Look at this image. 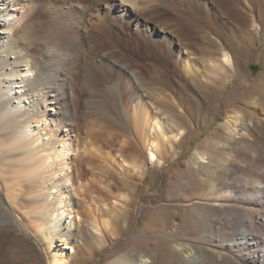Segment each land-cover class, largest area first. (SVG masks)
<instances>
[{
	"label": "bare ground",
	"instance_id": "6f19581e",
	"mask_svg": "<svg viewBox=\"0 0 264 264\" xmlns=\"http://www.w3.org/2000/svg\"><path fill=\"white\" fill-rule=\"evenodd\" d=\"M135 1L0 0V264H16L10 250L18 245L30 247L39 259L46 254L50 264H71L77 245L91 244L85 231L104 241L114 227L111 219L79 209L74 199L69 154L82 148L75 133L83 121L99 126L88 134L105 145L125 134L118 141L129 172L123 181L134 187L140 183L132 179L143 180L175 161L165 200L155 206L144 231L107 264H264V72L251 79L247 71L264 42V0H156L171 10L154 8L162 22H177L184 9L197 15L215 6L236 14L238 6L246 9V23L227 27L229 37L217 35V57L210 56L212 44H198L199 56L186 57L184 65L171 47L163 48L166 40L178 51L183 46L173 36L158 35L164 26L165 31L156 25L142 31L163 55L166 69H185L201 97L191 96L190 104L167 77L154 69L141 73L123 47L118 49L121 36L132 42L134 27L139 28L143 12ZM147 1L143 5L150 6ZM188 16L191 26L202 14L199 20ZM105 38L116 47L109 48ZM195 47L186 49L191 54ZM87 53L93 73H85ZM242 56H247L244 67ZM107 65L110 72L100 71ZM226 89L236 91L231 100L223 99ZM89 102L101 112L87 111ZM182 104L196 109L184 112ZM194 115H202L201 123L195 124ZM208 127L189 157L178 161L182 143ZM119 198L107 211L110 217H122L133 204L124 194Z\"/></svg>",
	"mask_w": 264,
	"mask_h": 264
},
{
	"label": "rangeland",
	"instance_id": "374dc122",
	"mask_svg": "<svg viewBox=\"0 0 264 264\" xmlns=\"http://www.w3.org/2000/svg\"><path fill=\"white\" fill-rule=\"evenodd\" d=\"M145 1H147V0H136L135 1V3L137 2L136 3L138 5L137 7L142 9L143 13L140 12L141 13L140 14L138 12L139 15L137 14L139 17L141 16L140 17V24H139L138 30L135 27L133 29V34H131L132 42L127 41L128 36L125 37L122 35L121 36L122 38L119 39V44H121V45L117 44V46L119 45V48L118 47L117 48L121 49L123 47V49H121V50H125L127 52L128 57L133 60V63L136 64L135 67L138 70L140 69L141 73H151V70L154 69L156 73H161L162 76L167 77L168 82L169 83L172 82V84H170V85H171V88L173 90L183 92L186 94L185 95V97H186L185 102L190 104L191 96L194 97V99H196V98L201 99V97H199L200 95H199L198 91L194 88L191 80L188 77H186V73L183 74V72H185L184 71L185 69L182 67L183 69L181 68V70H183V71L179 70V72H176V73L173 72L172 70H169V68L166 69L165 66L167 64L164 63L165 61L163 59V55L156 49L155 46H153L151 44V42H149L145 39L144 33L142 31L144 30L146 25H156L160 29H162V28L164 29V27H165L166 31L164 29L163 31H165V32H160V34H158V35H161L162 37L166 36V38H168L169 36H173L174 39H176L177 41H180L183 44V46L180 47L181 51H178L177 45H170V41L166 40V42L164 44L162 43L163 48L165 49L166 46L171 47L172 50L177 55H180L179 57L182 58L181 64L184 65L186 59L189 58L188 56H190V55H191V57L195 56L194 58H192V60L199 56V53H195V52H199V49H196V47L198 48V44H200V45L212 44L209 46V49L212 51L211 52L212 55H210V56L211 57L212 56L217 57L219 54L213 49V43H214L217 35L219 33H223L226 37H229L227 34V27L229 28V27H232L233 25L234 26L239 25V22L246 23V13H245L246 9L243 8L242 6H238L239 8H237L238 12L236 14V13H233V11H230V10H228L222 6H218L220 9L217 6H215V8L213 9V12L211 10V11H209L207 13L205 12L203 14V12L200 11L199 13H201L202 16H201V14H199V13L198 14L201 16V18H200L201 20H199V17H200L199 15L189 13V11H186L187 9H184L185 11L183 10L181 12V13H183V14H181L182 18L180 20H178L177 22L176 21H174V22L173 21L162 22L161 19L163 18V16L161 17V16L153 13L157 7L160 8L162 5H160V3L158 2L160 5L159 6L156 0H153V1L149 0L150 6H147L145 4L143 5V3L148 4V1L147 2H145ZM152 2L155 4H153ZM230 2H232V0H230ZM164 7H163V9H164ZM167 9H164L165 12L171 11L170 9H168V10ZM143 10H145V11H143ZM220 10H221V13H220ZM186 12L188 14H190V16L192 18L194 17V19H197V17H198V20L200 21V23L199 22L198 23L200 25L199 24L197 25V20H196V23H195V21H192V23L190 22V24H191V26H190L189 23L187 22L188 18H190V17L188 16V14L184 15V13H186ZM214 12L216 15L214 14ZM130 13H131V11H130ZM205 14L206 15L211 14V15L205 17V16H203ZM124 16L130 17V15L127 16L126 14ZM212 16H213V18H212ZM226 16H227V18H226ZM204 17H205V21H207V22H204V20H203ZM209 17H211V18H209ZM149 18H150V20H149ZM207 18L209 20L210 19L214 20L213 21L214 24H213V22H210L209 20H207ZM216 19H217V21H216ZM182 21L184 22V26H183ZM225 21H226L227 26L225 25V23H223ZM194 23L196 24V26ZM203 23H206V24H203ZM207 23H208V26H207ZM219 23H221V25L222 24H224V25L221 26ZM158 24L161 27L158 26ZM192 24H194L193 27H192ZM201 24H202V26H201ZM210 24H211V26H210ZM178 25H179V27H178ZM217 25L221 26L222 28H220ZM162 26H164V27H162ZM168 26H169V28H168ZM180 26H181V28H180ZM185 26H187V27H185ZM212 26H214V27H212ZM190 27L192 29H189ZM184 28L185 29L188 28V31L185 30L186 32H184L183 31ZM176 32L178 33L177 35L173 34ZM187 33H190L191 36H189ZM164 34H166V35H164ZM180 34L183 36H181ZM186 35H188V36H186ZM192 35H195V36L193 37ZM196 35H198V37ZM177 36H178V38H177ZM195 37L198 39V41L200 40L201 42H198L197 39H195ZM190 38H191V40H190ZM105 39L107 40L108 44L110 41L112 42L111 39H108V38H105ZM124 39H126V40L124 41ZM192 39L194 41L196 40V42H193ZM201 39H203V41ZM183 41L185 43H183ZM189 41L192 42L191 43L192 45H190ZM111 42L109 44V48H111L110 46H112L114 43V42H112V43ZM202 42H206V43L203 44ZM115 45H113V47ZM190 46L191 47L196 46L195 47L196 51H194V48L189 49L192 52L194 51V53H191V54L188 53V50L186 48H189ZM177 52H180V53L178 54ZM157 54L158 55L160 54L159 55V58L161 57L160 59L158 58ZM154 56H156V57H154ZM91 57H92V54L87 53L86 57L84 59V63H85L84 68L86 69L85 73H93L91 71V67L89 65V63L91 62V60H90ZM164 58H166V57H164ZM157 59H159V60H157ZM246 59H247V56H242L240 58V63L243 67L245 66ZM87 60L89 63L87 62ZM262 60H264V42H259L258 43V49L251 55V57L249 59V65L247 67V71L250 73L251 79L257 78V76L260 73L264 72V65L262 63ZM161 61H163V62H161ZM159 63L162 65H160ZM157 64H158V66L155 67ZM153 65H154V67H153ZM162 66L165 67V70L163 69ZM179 66L180 65H178V67ZM179 69H180V67H179ZM105 70L107 72H110L111 69L109 68V66H108V69L105 66V68L102 67L100 71H105ZM146 70H147V72H146ZM106 71H105V73H107ZM169 71H172V73ZM112 72L115 73L116 71L115 72L111 71V73ZM182 75H185V76H183V78L184 77L187 78V81L185 80V78L183 81V78H181ZM243 78H244V76L242 75L241 79L238 80V83L242 82ZM238 83H236L237 87H239ZM233 92L236 93L235 90L226 89L225 93L223 94V99L230 98V100H231L235 96ZM89 103L86 104L87 111L95 110V114H96L97 110L99 111V109L96 107L97 106L96 103L95 102H89ZM182 105L184 106V104H182ZM190 106L191 105H189L188 107L184 106L183 111L184 112L187 110L188 111H194V109H196L195 107L192 108ZM99 112H101V109ZM97 116L100 117L99 114ZM201 116L202 115H200V116L198 115V117L196 115L193 116V120H194L195 124L201 123V121H202ZM197 118H198V120H197ZM196 121L199 123H197ZM81 123H82L81 127H83V128H81V129H83L82 132H80L81 129H79V131L76 132L75 134H77V136H78V137H76V140H78V141H76V143L80 144L82 148L79 149V154H77L78 151H76V153H75V151L74 152L72 151V152H70L71 154H69L70 155V167H72V168H70V172L72 174L71 181L73 182V186H71V187L73 189L74 199L76 200V202H78L79 209L83 208L85 210H89V211L93 212L94 214H97L96 216L100 219H107V220L111 219L112 221H114V223L112 222L114 224L113 225L114 227H112V230L110 229V230L106 231L104 241H99L98 239H95L89 230L85 231L87 233V234L85 233L86 237L88 236L89 240L91 239L89 241V242H91V244L88 246L84 243H79L76 247V251L79 253H77L76 251L73 253L74 257L71 260V264H107L109 261H112L117 257V255H118L117 252L119 250L123 249L127 243H130L131 241H133L137 234L144 231V229L146 227V223L149 219V216L153 213L155 206L160 201L165 200L166 188H167L166 186L168 185V180H169L170 176L174 174V172L172 170L169 171L168 169L175 164V161H173L171 159L168 160L165 164H163L162 167H160V168L157 167L155 171L148 173V175H146L143 178V180H141V179L133 180L132 179L133 182L137 181L138 183H140V184H138L137 187H134L133 184H131L130 182L123 181V176L125 174H128L129 172L124 168L125 167L123 165V158L124 157H123V155H120L121 152L118 150L120 148L118 141L121 140L125 136V134L121 133L120 137L117 138L118 141L114 142L112 146L111 145L109 146L107 144H106L107 145L106 146L103 141L101 142V140H97V139L92 140L95 138V137L91 136L94 133H89L90 135L88 134V132H90L91 130H92V132H94V130L96 128L99 129L98 125H96V127H93V126L90 127V126H87V123L85 124V121H83ZM86 127H87V129L90 127L89 128L90 130L89 129L87 130ZM92 127H93V129H92ZM188 129H189V131H195L196 130L195 126H189ZM210 130H211L210 127L204 128V129H202V131L199 134H197L196 136H194L192 138V140H191L192 142H188V141L185 142L184 141L182 143V146H183L182 151L183 152L182 151L180 152L178 161H182V160L188 158L189 155L191 154V152L193 151V146L196 145L198 142H200L202 139H204L205 136L210 132ZM78 133H80V134L82 133V135H80ZM80 140H82L81 143H80ZM97 141H100V142H97ZM108 146H109V148H108ZM109 157L111 158V160ZM113 158L116 160H114ZM120 161H122V162H120ZM95 164H97V165H95ZM124 164L126 165L127 163L124 162ZM109 173H111V174H109ZM118 175H119V178H118ZM128 176H129V174H128ZM107 178H110V179L107 180ZM117 180L121 181V183L116 184ZM113 182H116V183H113ZM111 184H112V186H111ZM85 186H86V188L89 187L87 191H85ZM106 192H107V194H106ZM0 194L2 196L4 195V193L2 191H0ZM122 194L126 195L129 198H132L133 204L129 205V210L126 212V214H123L122 217H119V218H114L113 216L110 217L111 213L109 214V213H107V211L108 210H109L108 212L111 211V209H112L111 206H113L114 202H117V204L120 203L121 199L119 198V195H122ZM107 195H110V196H107ZM103 206H105V208ZM138 208H140V213L138 211L139 210ZM74 213H76V211ZM67 247L69 248L70 251L72 250V248L70 246H67ZM86 247H88V248H86ZM45 255L46 254L42 253L41 257H40L41 259L36 258L34 256V251L30 247L23 246V245H21V246L18 245V246L12 247V249L10 250V257L14 258V261L16 264H50L49 258H44Z\"/></svg>",
	"mask_w": 264,
	"mask_h": 264
}]
</instances>
